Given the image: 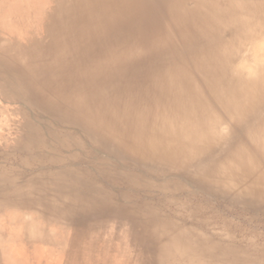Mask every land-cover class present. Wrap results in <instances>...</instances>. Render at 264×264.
Returning <instances> with one entry per match:
<instances>
[{
	"label": "bare ground",
	"instance_id": "1",
	"mask_svg": "<svg viewBox=\"0 0 264 264\" xmlns=\"http://www.w3.org/2000/svg\"><path fill=\"white\" fill-rule=\"evenodd\" d=\"M0 87V264H264V0H0Z\"/></svg>",
	"mask_w": 264,
	"mask_h": 264
},
{
	"label": "rangeland",
	"instance_id": "2",
	"mask_svg": "<svg viewBox=\"0 0 264 264\" xmlns=\"http://www.w3.org/2000/svg\"><path fill=\"white\" fill-rule=\"evenodd\" d=\"M15 106H17V103L12 100L10 93L8 94L0 87V147L13 145L17 140L15 123L19 119L11 113V109ZM48 196L53 199L54 192H49ZM63 224L67 225L68 222L63 221ZM102 235L106 238L105 241L107 243L104 242L105 246L100 247L98 250L99 259H102L98 264H128L125 261L127 255L138 256L141 254V249L138 246H133L132 239L134 237L130 234L127 235L120 225H117L113 230H106ZM93 237H96V235ZM113 239H115L114 248H111L109 246L112 244ZM101 240L104 241L103 239ZM7 253L9 257H13L17 261V264H81L75 260H70L67 254H65L66 252L56 246L31 245L30 247H26L17 242L16 244L11 243L7 245ZM135 264L143 263L137 262Z\"/></svg>",
	"mask_w": 264,
	"mask_h": 264
}]
</instances>
